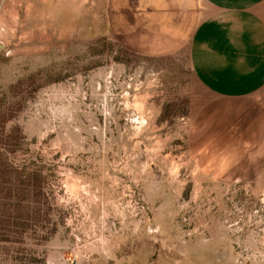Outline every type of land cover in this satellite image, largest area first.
I'll use <instances>...</instances> for the list:
<instances>
[{
	"label": "rangeland",
	"instance_id": "1",
	"mask_svg": "<svg viewBox=\"0 0 264 264\" xmlns=\"http://www.w3.org/2000/svg\"><path fill=\"white\" fill-rule=\"evenodd\" d=\"M119 11L0 0V264H264V87L212 135L189 42Z\"/></svg>",
	"mask_w": 264,
	"mask_h": 264
},
{
	"label": "crops",
	"instance_id": "2",
	"mask_svg": "<svg viewBox=\"0 0 264 264\" xmlns=\"http://www.w3.org/2000/svg\"><path fill=\"white\" fill-rule=\"evenodd\" d=\"M118 3L114 24L135 47L165 51L189 42L198 78L220 99L204 111L212 135H227L240 117L255 113L251 103L238 105L264 87V0Z\"/></svg>",
	"mask_w": 264,
	"mask_h": 264
}]
</instances>
